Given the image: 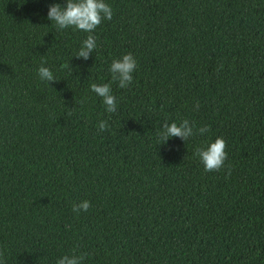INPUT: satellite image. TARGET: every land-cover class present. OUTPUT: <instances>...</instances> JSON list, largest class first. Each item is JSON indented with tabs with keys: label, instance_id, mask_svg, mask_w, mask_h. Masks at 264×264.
Masks as SVG:
<instances>
[{
	"label": "trees",
	"instance_id": "16d2710c",
	"mask_svg": "<svg viewBox=\"0 0 264 264\" xmlns=\"http://www.w3.org/2000/svg\"><path fill=\"white\" fill-rule=\"evenodd\" d=\"M52 2L0 0V264H264V0H107L87 60ZM129 52L120 88L108 66ZM184 119L193 136L158 144ZM217 136L226 160L205 171Z\"/></svg>",
	"mask_w": 264,
	"mask_h": 264
},
{
	"label": "clouds",
	"instance_id": "9594fccd",
	"mask_svg": "<svg viewBox=\"0 0 264 264\" xmlns=\"http://www.w3.org/2000/svg\"><path fill=\"white\" fill-rule=\"evenodd\" d=\"M113 15L111 4L107 0H64V3L52 2L47 6L46 19L51 21L57 31L71 28L72 30H81L88 33L87 37L80 43V47L75 52L76 58L87 60L89 54L96 48V41L91 34L93 30L101 23L102 20H110ZM137 61L129 52L119 58H113L108 71L112 74V79L118 82V87L125 88L133 81V72L136 69ZM38 77L41 81L49 84L55 81L53 72L46 66H40L37 69ZM91 90L101 98L107 112L111 113L116 110V98L111 92L109 84L90 85ZM107 124L101 120L98 124L102 131ZM199 134L207 132V127L202 126L196 129ZM194 135V125L189 120L184 119L177 123L172 121L166 122L158 133V144L165 145L171 137H180L183 140ZM163 141V143H159ZM205 171L220 169L226 160L225 140L217 136L214 140L209 141L205 147L196 149ZM89 208V201L83 200L78 205L73 206V210L86 211ZM86 253L65 254L57 258L55 264H83Z\"/></svg>",
	"mask_w": 264,
	"mask_h": 264
}]
</instances>
